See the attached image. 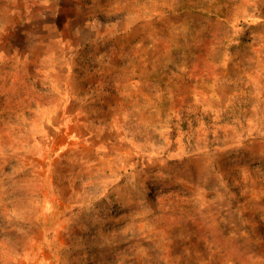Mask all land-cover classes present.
<instances>
[{
    "label": "rangeland",
    "instance_id": "rangeland-1",
    "mask_svg": "<svg viewBox=\"0 0 264 264\" xmlns=\"http://www.w3.org/2000/svg\"><path fill=\"white\" fill-rule=\"evenodd\" d=\"M0 264H264V0H0Z\"/></svg>",
    "mask_w": 264,
    "mask_h": 264
}]
</instances>
